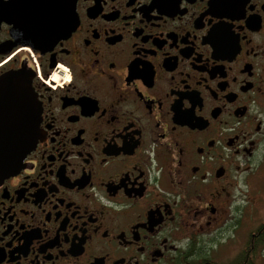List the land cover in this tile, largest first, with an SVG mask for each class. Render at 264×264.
Listing matches in <instances>:
<instances>
[{
    "label": "flooded vegetation",
    "instance_id": "obj_1",
    "mask_svg": "<svg viewBox=\"0 0 264 264\" xmlns=\"http://www.w3.org/2000/svg\"><path fill=\"white\" fill-rule=\"evenodd\" d=\"M71 16L50 48L0 51L40 105L36 145L0 179V264H257L258 227L229 246L237 174L264 153V0H76Z\"/></svg>",
    "mask_w": 264,
    "mask_h": 264
},
{
    "label": "water",
    "instance_id": "obj_2",
    "mask_svg": "<svg viewBox=\"0 0 264 264\" xmlns=\"http://www.w3.org/2000/svg\"><path fill=\"white\" fill-rule=\"evenodd\" d=\"M76 0H0V26H11L8 45L52 47L72 23ZM40 105L25 69L0 76V179L15 173L38 139Z\"/></svg>",
    "mask_w": 264,
    "mask_h": 264
},
{
    "label": "rangeland",
    "instance_id": "obj_3",
    "mask_svg": "<svg viewBox=\"0 0 264 264\" xmlns=\"http://www.w3.org/2000/svg\"><path fill=\"white\" fill-rule=\"evenodd\" d=\"M264 153L260 152L247 162L242 170L237 174L236 179V203L241 209V218L239 217L238 240L229 246V251L242 246V237L244 242H248L249 233L264 222ZM233 243V242H232ZM226 245L220 248L221 260H226ZM257 264H264V250H260Z\"/></svg>",
    "mask_w": 264,
    "mask_h": 264
},
{
    "label": "trees",
    "instance_id": "obj_4",
    "mask_svg": "<svg viewBox=\"0 0 264 264\" xmlns=\"http://www.w3.org/2000/svg\"><path fill=\"white\" fill-rule=\"evenodd\" d=\"M257 234L256 235V240L253 241L254 243H256L255 245V248H257V243H261L260 244V249L261 250H264V222L261 223L259 226H258V229L257 230H254L253 232H251V235L252 234ZM258 237V238H257ZM252 248V242L250 243V246L248 247V249L250 250ZM247 257H245L246 259ZM243 264H251L250 262L248 263L247 261H243L242 262Z\"/></svg>",
    "mask_w": 264,
    "mask_h": 264
}]
</instances>
